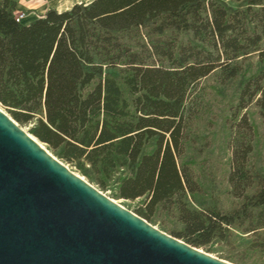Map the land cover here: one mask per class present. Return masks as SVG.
I'll return each mask as SVG.
<instances>
[{"label":"trees","instance_id":"1","mask_svg":"<svg viewBox=\"0 0 264 264\" xmlns=\"http://www.w3.org/2000/svg\"><path fill=\"white\" fill-rule=\"evenodd\" d=\"M235 2L92 0L26 24L16 20L19 0H0V104L102 190L137 200L147 221L177 207L175 237L204 249L234 229L251 239L264 228V176L246 172L250 141L233 149L229 181L240 203L231 211L201 207L180 161L189 92L211 73L240 76L237 114L255 101L264 118V0ZM255 52L258 68L244 71ZM247 246L264 251V238Z\"/></svg>","mask_w":264,"mask_h":264},{"label":"water","instance_id":"2","mask_svg":"<svg viewBox=\"0 0 264 264\" xmlns=\"http://www.w3.org/2000/svg\"><path fill=\"white\" fill-rule=\"evenodd\" d=\"M0 264H236L157 228L0 107Z\"/></svg>","mask_w":264,"mask_h":264},{"label":"rangeland","instance_id":"3","mask_svg":"<svg viewBox=\"0 0 264 264\" xmlns=\"http://www.w3.org/2000/svg\"><path fill=\"white\" fill-rule=\"evenodd\" d=\"M78 1L82 0H19L23 10L17 14L25 13L23 21L28 22L49 9L63 11ZM228 1L236 3L235 0ZM178 39L187 42L189 36L180 35ZM261 48H264V41ZM258 65L257 52L250 54L242 61L244 71H254ZM240 81V76L226 79L217 70L198 81L191 88L187 98L185 154L180 161L187 162L192 168L194 179L199 186L196 198L202 202L201 207L231 211L240 203V200L231 194L232 186L229 179L232 171L233 149L242 141H250L253 147L246 166L247 174L264 176V118L255 101L237 114ZM0 107L10 115L1 104ZM243 118H246L247 123L241 121ZM19 125L32 134L30 124L19 123ZM42 144L71 170L84 176L74 164L58 157L46 144ZM87 180L102 190L97 184ZM102 191L127 209L136 211L137 200L120 199L115 197L111 190ZM193 206L198 205L193 204ZM150 223L173 236H175V230L183 229L181 214L177 207L160 209ZM233 232L234 236L229 241L214 240L207 248L201 249L222 259L232 255L236 258L243 257L251 264H264V251L247 248L250 240L264 238V228L258 229L260 235L251 239L249 234H243L236 229Z\"/></svg>","mask_w":264,"mask_h":264},{"label":"crops","instance_id":"4","mask_svg":"<svg viewBox=\"0 0 264 264\" xmlns=\"http://www.w3.org/2000/svg\"><path fill=\"white\" fill-rule=\"evenodd\" d=\"M91 1H92V0H88V1H86V2L88 3V2H91ZM81 2H84V1H83V0H82V1H78L77 3H81ZM75 4H76V3H75ZM73 5H74V4H73ZM73 5H72V6H73ZM72 6H71V7H72ZM71 7H69V8H71ZM69 8H67V9H69ZM67 9H65V10H67ZM21 10H23V9H22V5H21V3L19 2L17 13H19ZM38 17H39V16L35 17L34 19H36V18H38ZM34 19H32V20H30V21H28V22L23 21V23H26V24H27V23H30V22L33 21Z\"/></svg>","mask_w":264,"mask_h":264},{"label":"built area","instance_id":"5","mask_svg":"<svg viewBox=\"0 0 264 264\" xmlns=\"http://www.w3.org/2000/svg\"><path fill=\"white\" fill-rule=\"evenodd\" d=\"M25 15H26L25 13L17 14L16 20L19 22L23 21V19L25 18Z\"/></svg>","mask_w":264,"mask_h":264}]
</instances>
